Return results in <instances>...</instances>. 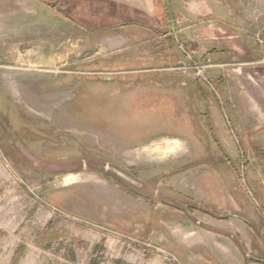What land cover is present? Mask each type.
I'll use <instances>...</instances> for the list:
<instances>
[{"label":"rangeland","instance_id":"374dc122","mask_svg":"<svg viewBox=\"0 0 264 264\" xmlns=\"http://www.w3.org/2000/svg\"><path fill=\"white\" fill-rule=\"evenodd\" d=\"M41 1L0 28V264H264V0Z\"/></svg>","mask_w":264,"mask_h":264},{"label":"crops","instance_id":"0c3cea01","mask_svg":"<svg viewBox=\"0 0 264 264\" xmlns=\"http://www.w3.org/2000/svg\"><path fill=\"white\" fill-rule=\"evenodd\" d=\"M117 2H120L116 0ZM132 5L138 6L144 12H155L153 6H156L157 0H142L143 4H138L139 0H130ZM49 4L48 1L41 0H0V28L8 27L11 29L14 27L15 22L17 20H21L24 17V14H32L36 15L34 18L42 19L43 8L42 5ZM40 5L41 11H37L38 6ZM53 14V13H52ZM51 16V15H50ZM97 16V15H95ZM92 17V16H90ZM159 17H162V13H160ZM66 19H68L66 17ZM100 19V18H96ZM21 28V27H19Z\"/></svg>","mask_w":264,"mask_h":264},{"label":"water","instance_id":"95a60500","mask_svg":"<svg viewBox=\"0 0 264 264\" xmlns=\"http://www.w3.org/2000/svg\"><path fill=\"white\" fill-rule=\"evenodd\" d=\"M166 1V5H167V8H168V11H169V17H170V25H171V29L173 30L174 29V20H173V14H172V11H171V6H170V1L169 0H165ZM199 77H201L203 80H206V78L204 76H202V73L199 72Z\"/></svg>","mask_w":264,"mask_h":264},{"label":"built area","instance_id":"2783aa9c","mask_svg":"<svg viewBox=\"0 0 264 264\" xmlns=\"http://www.w3.org/2000/svg\"><path fill=\"white\" fill-rule=\"evenodd\" d=\"M260 36H264V32L262 33V35L260 34ZM259 43L261 44V47H264V38L262 39L261 37L259 38Z\"/></svg>","mask_w":264,"mask_h":264}]
</instances>
